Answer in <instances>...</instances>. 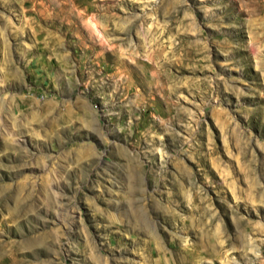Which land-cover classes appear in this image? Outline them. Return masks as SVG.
I'll use <instances>...</instances> for the list:
<instances>
[{
	"label": "rangeland",
	"instance_id": "1",
	"mask_svg": "<svg viewBox=\"0 0 264 264\" xmlns=\"http://www.w3.org/2000/svg\"><path fill=\"white\" fill-rule=\"evenodd\" d=\"M0 264H264V0H0Z\"/></svg>",
	"mask_w": 264,
	"mask_h": 264
}]
</instances>
